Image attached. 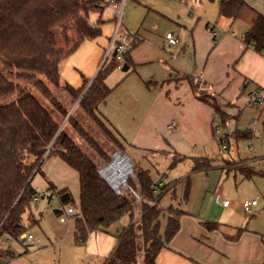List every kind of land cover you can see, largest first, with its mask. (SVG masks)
I'll list each match as a JSON object with an SVG mask.
<instances>
[{"label": "crops", "instance_id": "0c3cea01", "mask_svg": "<svg viewBox=\"0 0 264 264\" xmlns=\"http://www.w3.org/2000/svg\"><path fill=\"white\" fill-rule=\"evenodd\" d=\"M245 1L236 18L220 14L222 0L155 1L150 9L151 26L159 30L163 24L164 30L160 35L154 31L141 33L140 29L134 32L142 40L130 51L129 62L125 63L128 69L120 68L116 81L109 82L111 75L106 80L113 90L100 105L98 115L123 144V154L131 162L134 160L138 169L149 171L154 182L163 184L164 193L157 203L163 210L161 233L170 207L183 212L178 234L159 252L155 264L264 263V235L245 225L240 201L223 206V201L229 199L223 198L222 189H217L216 200L222 204V212L213 216L182 207L177 197L183 182L191 183V175L210 171H192L195 158L208 159L207 145L219 139L227 149L230 145L229 135H219L218 113L197 97L194 86L214 96L228 118L264 110V104L256 107L250 103L256 92L264 95V53L245 42L255 19L264 15V0ZM99 17H92V22ZM101 21L102 36L83 43L61 64L62 81L74 88L83 85V77L91 82L107 58L115 24L110 19L103 20V15ZM167 32L176 34V45L166 41ZM76 106L77 103L74 109ZM254 159L239 160L252 167ZM175 160L178 162L171 169ZM231 161L235 160L214 162L213 169H232L227 167ZM186 166L190 175L178 176L177 168ZM41 170L55 188L71 194L76 204L72 206L79 212L78 172L57 156L47 158ZM182 191L185 193L180 194L181 200H189L186 187ZM164 198L167 204L162 206ZM259 206L260 203L254 211ZM66 221L60 218L58 223L63 226ZM206 222L218 226L208 229ZM130 224L127 214L105 231L92 233L83 246L89 255L99 258L100 264H105ZM66 233L73 234L75 243L80 245L76 242L75 218Z\"/></svg>", "mask_w": 264, "mask_h": 264}, {"label": "trees", "instance_id": "16d2710c", "mask_svg": "<svg viewBox=\"0 0 264 264\" xmlns=\"http://www.w3.org/2000/svg\"><path fill=\"white\" fill-rule=\"evenodd\" d=\"M101 1L0 0V102L9 100L0 105V237L20 240L28 226L39 223L30 210L37 196L32 182L38 174L46 179L42 165L47 158L57 156L80 177V211L73 216L76 242L84 245L92 233L105 231L129 214L131 224L121 234L105 264H137L141 254L143 264H155L159 252L178 234L183 212L170 207L164 233H161L163 210L157 203L164 187L152 180L149 171L134 169L135 176L128 179V187L121 188L120 194L116 193L101 176L100 164L78 142L81 139L102 160L111 162L112 155L91 138L76 118V112L80 109L110 135L97 116L98 110L113 90L106 80L129 62L130 52L124 55L121 63L113 48L96 77L91 82L83 77V85L79 88L64 83L61 77L62 62L86 41L102 36L101 18L105 10L98 5ZM245 5V0H222L220 14L236 18ZM98 10L101 17L92 22L91 14ZM55 28L62 30L65 48L59 46ZM245 42L264 53V15L259 14L255 19ZM61 87L67 92L70 103L56 95L55 90ZM34 89L42 100L35 95ZM194 89L203 103L228 118L221 112L214 96L195 86ZM76 103L77 108L71 113ZM68 128L74 130L75 135ZM253 135L252 130H235L233 133L238 140ZM113 141L117 144L114 153L123 154L124 146L116 139ZM193 161L194 172L215 167L210 159L195 158ZM241 161L232 163L240 165ZM177 162L175 160L170 168L173 169ZM238 169L246 178L255 174L264 177V171L253 167ZM47 182L48 200L57 198L62 206L54 211L58 215L66 212L65 207L74 203L71 194L64 189L58 190L49 180ZM137 196L140 197L138 202ZM204 225L215 229L218 223L206 222ZM0 257L13 258V254L0 248Z\"/></svg>", "mask_w": 264, "mask_h": 264}, {"label": "rangeland", "instance_id": "374dc122", "mask_svg": "<svg viewBox=\"0 0 264 264\" xmlns=\"http://www.w3.org/2000/svg\"><path fill=\"white\" fill-rule=\"evenodd\" d=\"M155 1L169 2L170 0H127L122 16V31L134 33L140 29L141 33L145 31H154V33L160 35L165 27L162 24L159 30H153L150 20L152 13L150 9L153 8ZM101 14L99 10L94 11L91 14V19L97 15L101 17ZM102 15L103 20L112 19L113 12L110 9H106ZM54 30L58 38L59 46L65 48L62 30L60 28H55ZM0 68H2L1 62ZM118 74L119 69L111 74L109 82L112 83V81H116L119 76ZM34 93L39 99H43L37 90L34 89ZM55 93L60 100L66 103L69 96L63 87L56 89ZM8 101L9 100L2 101L0 105ZM72 109L75 110L74 106ZM97 116L106 129H108L110 135L106 134L80 109L76 112V118L82 126L86 128L91 138L96 140L97 143L102 145L107 152L112 155V162L114 159V152L117 148V144L113 139H116V141L120 143L121 141L109 129L103 119L99 115ZM253 119L257 120L258 125L256 128L251 127L250 122ZM216 121L220 127V137L225 138L226 135H229V149L220 154L222 144L218 138L219 141L207 145L206 157L216 163L223 160L236 161L239 159L255 158L252 163L253 169L264 171V110L257 109L256 114H249L246 112L237 118H226L222 117L220 114H216ZM237 129L243 131L252 130L254 135L249 139L238 140L233 136V133ZM68 130L75 135L74 130L71 128H68ZM78 142L83 146L84 150L100 164L101 168H105L111 163H106L102 160L95 151L91 149L89 144L81 139L78 140ZM235 161H231L227 166L232 169H213L208 172H199L191 175V183L190 180L184 181L183 185L178 189V203H180L182 207L187 206L194 209L199 214L201 212H206L209 215L219 216L222 212V204L217 202L215 193L220 189L223 190V198H228L233 204H236L237 201H240L242 204L245 200L259 198L258 202L260 206L255 209L252 215H248L242 205L241 213L243 218L246 219V226L253 227L259 234L264 235V177L255 174L246 178L244 173L238 168L241 166L251 168V165L245 161H241L240 165L232 163ZM131 163H133L134 172V169L137 170L138 166L135 164L134 160H132ZM189 170V166H186L184 168L179 167L176 171L178 176L187 177L190 175ZM189 183L191 184L190 190H188ZM32 186L37 191V196L40 197V200L37 202L33 201L30 205V210L35 218L39 220V223L31 225L30 227L27 225L28 230L26 233L32 234L35 239L28 246H23L20 240H16L9 236H1L0 248L10 250L13 254V258L0 257V264H100L99 258L89 255L85 246H80L75 243L73 234L69 233V235H67L66 230L70 228L72 219L74 218L70 217L65 212L60 215L55 213L54 210L62 209V206L57 198L51 201L48 200L49 185L47 180L42 177V175H37ZM185 187L189 200L182 199V201L180 194L185 193V191H182ZM121 188L125 189V187ZM43 194L46 195L45 198H42ZM166 204L167 200L164 198L161 205L165 206ZM73 205L76 206L75 203H73ZM65 210H67V207H65ZM51 214H54V217H52ZM60 218L67 219L63 226L58 223ZM56 220L58 221L56 222ZM137 264H143L142 254L139 256Z\"/></svg>", "mask_w": 264, "mask_h": 264}, {"label": "built area", "instance_id": "2783aa9c", "mask_svg": "<svg viewBox=\"0 0 264 264\" xmlns=\"http://www.w3.org/2000/svg\"><path fill=\"white\" fill-rule=\"evenodd\" d=\"M126 1L127 0H102L100 2V4H98L100 7L103 6L104 10L110 9L113 12V17H112V19H110V21L114 22L115 31H114L113 36L111 38V46L108 50L107 56L109 55V53L114 48L117 52V59L121 63L123 62L124 55L132 50L133 45L142 40V36H140L139 34L129 33L127 31H122V16H123V10L125 8ZM172 1H175V0H172ZM165 39L170 45H176L178 43V37L173 32L166 33ZM121 67L122 66H120V68ZM250 103L256 107L262 106L264 104L263 93L261 91H258L255 94H253L251 96ZM250 124H251V127L256 128L257 127V120L256 119L251 120ZM226 150H227V145L222 144L221 149H220V154L224 153V151H226ZM107 169H108V167L100 169L105 178H106V176L104 175L103 172ZM156 184H158L159 186L163 185L162 183H159V182H156ZM121 187H128V180L126 183L122 182L119 186L115 187L116 193H118V194L121 193ZM258 199L259 198H255L253 200H245L242 203V206L248 215L253 214L254 208L256 206H258V203H259ZM39 200H40V197H38V196H36L34 199L35 202H37ZM139 200H140V197L137 196V202ZM230 203H231L230 200H224L223 206H228V205H230ZM66 213L70 217H73L78 212L73 207H68ZM34 239L35 238L32 234L24 233L20 236V242L23 246H28Z\"/></svg>", "mask_w": 264, "mask_h": 264}, {"label": "bare ground", "instance_id": "6f19581e", "mask_svg": "<svg viewBox=\"0 0 264 264\" xmlns=\"http://www.w3.org/2000/svg\"><path fill=\"white\" fill-rule=\"evenodd\" d=\"M130 168V161L127 158L117 156L115 163L103 173L112 186L117 187L123 182L124 176L131 170Z\"/></svg>", "mask_w": 264, "mask_h": 264}, {"label": "water", "instance_id": "95a60500", "mask_svg": "<svg viewBox=\"0 0 264 264\" xmlns=\"http://www.w3.org/2000/svg\"><path fill=\"white\" fill-rule=\"evenodd\" d=\"M128 68H127V65L126 64H124V66L122 67V70L123 71H126ZM117 156H119V157H125V158H127V160L128 161H130V158H129V156L127 155V154H121L120 152H116L115 154H114V159H113V161L107 166L108 168L109 167H111L114 163H115V161H116V157ZM130 166H131V170L128 172V173H126L125 174V176H124V179H123V182H127V180L130 178V177H134L135 176V174H134V172H133V166H132V163L130 162ZM100 172V174H101V176L108 182V184L116 191V188L115 187H113L112 186V184L109 182V180H107L104 176H103V174H102V172H101V170L99 171Z\"/></svg>", "mask_w": 264, "mask_h": 264}]
</instances>
